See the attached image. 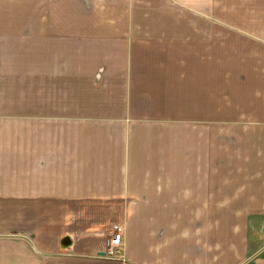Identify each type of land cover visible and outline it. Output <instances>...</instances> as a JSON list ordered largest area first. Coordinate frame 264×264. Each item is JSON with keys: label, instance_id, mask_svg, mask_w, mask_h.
<instances>
[{"label": "crops", "instance_id": "obj_1", "mask_svg": "<svg viewBox=\"0 0 264 264\" xmlns=\"http://www.w3.org/2000/svg\"><path fill=\"white\" fill-rule=\"evenodd\" d=\"M0 264H264V0H0Z\"/></svg>", "mask_w": 264, "mask_h": 264}, {"label": "built area", "instance_id": "obj_2", "mask_svg": "<svg viewBox=\"0 0 264 264\" xmlns=\"http://www.w3.org/2000/svg\"><path fill=\"white\" fill-rule=\"evenodd\" d=\"M123 232L124 226L122 224H115L110 230V240L107 245L105 256L115 257L123 247Z\"/></svg>", "mask_w": 264, "mask_h": 264}, {"label": "water", "instance_id": "obj_3", "mask_svg": "<svg viewBox=\"0 0 264 264\" xmlns=\"http://www.w3.org/2000/svg\"><path fill=\"white\" fill-rule=\"evenodd\" d=\"M263 249V248H262Z\"/></svg>", "mask_w": 264, "mask_h": 264}]
</instances>
